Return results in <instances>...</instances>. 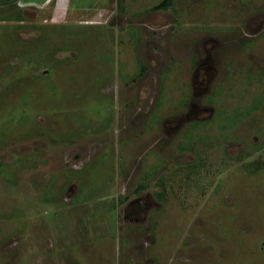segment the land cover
<instances>
[{"label": "rangeland", "instance_id": "1", "mask_svg": "<svg viewBox=\"0 0 264 264\" xmlns=\"http://www.w3.org/2000/svg\"><path fill=\"white\" fill-rule=\"evenodd\" d=\"M163 1L0 8V264H264V0Z\"/></svg>", "mask_w": 264, "mask_h": 264}, {"label": "trees", "instance_id": "2", "mask_svg": "<svg viewBox=\"0 0 264 264\" xmlns=\"http://www.w3.org/2000/svg\"><path fill=\"white\" fill-rule=\"evenodd\" d=\"M170 3H171V0H164L162 3L155 6V8L156 9H166L169 7ZM12 4H13V2H11V0H0V8L7 7V9H8L9 7H12Z\"/></svg>", "mask_w": 264, "mask_h": 264}]
</instances>
